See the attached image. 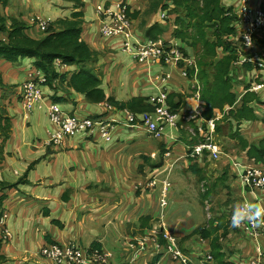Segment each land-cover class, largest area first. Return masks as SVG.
Here are the masks:
<instances>
[{
  "label": "crops",
  "instance_id": "obj_1",
  "mask_svg": "<svg viewBox=\"0 0 264 264\" xmlns=\"http://www.w3.org/2000/svg\"><path fill=\"white\" fill-rule=\"evenodd\" d=\"M35 1L39 2L40 0ZM85 1V22L82 36L97 54L98 63L106 66L107 61L105 58L107 53L109 55L112 54L111 52L118 48L117 44L120 41H125L126 37L125 35L105 37L100 33L97 6L105 4L107 7L117 9L125 0ZM128 1L131 12L144 10L145 8V0ZM55 5L56 8L52 14L48 16L36 15L50 20L51 24V22L56 20L70 17L75 10L74 5L71 3L69 5L56 3ZM160 16L161 11H158V13L150 16L149 19L144 20L141 29L138 28L137 18H133L134 26L130 32L131 43L148 39L147 27L151 26L155 20H160ZM92 21L97 22L98 29L94 27V22ZM27 23H29V20ZM33 29L37 30L36 27ZM98 33H100L102 39L97 38ZM255 35L257 42L255 44V52L251 54V57L256 56V60H260L264 53V25L257 30ZM159 38L164 40L171 39L174 40L177 46H184L182 40L173 39L172 31L168 29H165L163 34L159 35ZM123 50L128 56L131 54L129 51ZM189 53V57L192 60L195 59L191 50ZM3 61L6 62L5 60ZM14 63H18V61H7L3 66L6 71L2 72L5 86L1 90V96L4 110L12 119V133L6 145L5 159L0 165V181L7 184L17 183V180L10 177L9 172L13 171L11 167L15 161L20 160L26 163L29 170H36L37 178L35 183L37 186L22 189V183L25 184L29 181V178L24 177V182L0 191V200L3 199L0 201V215H7L5 222L11 233L8 238H4L3 252L11 260V264H47L48 260L41 255L44 245L50 241L60 244L70 241L77 243L78 239L73 240V237L81 239L82 244L80 245L89 249L93 248L95 242L99 243L101 246L99 248L112 253L117 264H123L129 258V260L134 258L132 264H167L165 259L167 258L166 256L170 255L166 254V251L159 252L153 249L156 247V242L161 245V238L165 241L161 228L163 226L167 229H172L175 234H178L179 246L197 264H211L212 261L209 262L204 259V255L210 253L208 239L197 236L186 238L185 242H182L183 238L180 236L183 234L188 235L195 228L207 225L210 217L203 224L196 223L195 219L191 218L188 221L189 226L193 223L194 228L190 230L183 229L187 223H184V219L180 217H177L176 222L172 223L173 214L177 213L179 208H181V206L178 207L179 202L184 205L185 201L189 202V197L186 196L184 199L183 195L179 196L177 194L175 200L170 203V189L173 186L176 187L177 184L172 180L169 182V178L173 175L174 167L178 170L181 166L180 163L186 164L187 170L192 173L187 165L186 155L189 148L194 146V141H192L193 138L191 136L188 137L187 135L191 132V134L198 136L197 142L202 141L204 132L200 130V125L206 123L208 126L210 120L215 121L216 128L213 137L220 145L222 153L218 160H213L206 153L203 157H199L198 165L204 168L207 177H215L214 180L216 181L225 170H228L230 177H228L226 184L235 188L236 192H239V173L242 171L243 166L252 165V163L245 156L238 157L243 148H240L239 151H235V149L233 151L226 150L223 143L218 139L216 121L222 118L224 113L216 110V118L206 119L203 116V111L205 110L204 102L200 97L199 81L195 78L196 74H198L197 64L195 63L196 74L193 77L190 76V79L182 76L180 65L175 63L164 64L139 61L135 63L132 60L129 65L133 70L117 69L115 71H109V66H107L105 70L107 73L105 72V74L108 80L111 77H127L128 81L132 82L127 87H120L117 90L119 93L117 96H112L102 88L105 75L104 77L102 76L101 88L104 90L106 97L115 101L127 103L134 98H144L146 103L155 106L152 98L157 97L164 88L171 90L170 94H182L183 101L180 104L178 113L180 116L178 120L179 126L164 124V136L158 139L150 136L151 134L141 122L145 113L153 114L155 113L154 110L138 112L129 108H118L111 103L113 108H107L105 104L108 101L90 102L95 107L90 110L87 107L89 101L84 95L76 92L69 81L61 83L60 80H55L56 87L52 88L53 90L50 88L45 91L47 94L46 99L37 104L33 111L27 112L21 102L20 89L21 85L29 78L31 69L34 67V59L31 58L30 67L26 70L24 77H22L21 68L17 70L11 65ZM252 64L254 65L252 70H239L237 75L234 73L235 82H238V84L233 87V91L238 94L236 106L242 105L241 99L247 90L244 82L246 84L252 83L250 90L257 93L261 99L260 103L255 104L256 113L260 119L243 120L240 123V132L248 143L264 137V120H262L264 118V87L256 89L254 86L264 83V70L259 69L257 62H252ZM234 65H237V62ZM75 69V65L56 63V70L60 73L68 71L71 74ZM165 77H167L166 80H164ZM139 80L144 83L148 82L149 85H143L146 86L143 89L138 83ZM19 98L20 101L18 100ZM51 100L57 101L66 111L76 113L93 112L96 117H100L105 121H113V124H115V128L111 131V137H113L109 140L102 137L99 132L101 129L98 128L94 136L87 137L83 133H79L67 139L61 147L49 146L48 140L53 130L51 128L52 122L50 123L48 117V104ZM170 100L174 103L173 99L168 97L166 106L174 108V104ZM231 108V106H227L225 110L228 112ZM83 115L86 114H81V116ZM191 120H193L197 129H194ZM233 126H235L233 129H237L236 121ZM42 128L48 136L46 142L38 136ZM247 128L246 132L249 135L242 131ZM37 137L40 142H35ZM168 150L173 152L170 158L166 155ZM219 161L222 163L220 166ZM156 164L159 166H156ZM166 172L169 173L160 177ZM163 178L168 181L162 180ZM21 191H25L33 198L49 205L46 216L39 221V224L43 225L45 227L44 230L49 233L44 236L39 234L40 236L37 240L39 246L33 250L29 248H26L25 251L20 250L18 245L14 243L20 236L19 227L24 222L22 220V212H20L22 208L19 207L17 210L20 216L12 220L13 210H10V208L14 206V203L8 205L7 200L13 199V195ZM180 193H183L182 190ZM165 194L168 196V206L159 208L160 211L157 212L156 208L160 207L159 204ZM19 200L20 202L25 201L23 197ZM201 202L207 208L209 202H203L202 200ZM172 203H175V207H171L167 213L166 210ZM192 204L193 202L189 204L186 211V215L189 217L191 216ZM6 208L9 212H3ZM80 208L88 210L84 211ZM178 214L176 215L178 216ZM181 216H183L182 213ZM18 219L19 221L17 222ZM152 224H155L152 228L160 227L161 229L156 240L152 241L149 239V242L141 250L130 249V245L139 246L141 239L153 230L148 228ZM223 231H220V237ZM36 235H38L37 232ZM243 239L248 241V246L255 245L256 241L254 239L232 233L227 241L232 242L229 244L228 251H226L225 260L227 262L230 259L238 261L242 257H248L249 248L245 252L246 248L242 247ZM201 246L203 249L200 248ZM127 250L130 251L131 255ZM175 262L181 264L178 261Z\"/></svg>",
  "mask_w": 264,
  "mask_h": 264
},
{
  "label": "trees",
  "instance_id": "obj_2",
  "mask_svg": "<svg viewBox=\"0 0 264 264\" xmlns=\"http://www.w3.org/2000/svg\"><path fill=\"white\" fill-rule=\"evenodd\" d=\"M70 1L74 3L75 7L71 16L52 22L47 30L38 31L36 35L29 33L30 26L27 22L16 17L8 19L0 10V55L9 62H17L21 57L34 59V66L47 75V84L51 89L56 87L55 80L57 79L61 83L69 81L73 89L84 95L89 102L108 101L118 108H129L138 112L155 111L156 107L146 103L144 98H134L127 103H121L106 97L104 90L101 88L102 77L91 65V63L98 60L97 54L82 36L86 1ZM224 2L225 0H147L146 13L153 15L158 11L166 10L167 13L171 14V18L168 20L171 28L168 30H172L173 39L182 40L184 46L181 47V50L185 55H189L191 50L195 56L198 74H196L195 66H192L189 68V76L197 75L195 78L199 81L200 97L205 107L203 116L206 119H211L217 117L216 110L224 113L223 117L216 121L218 136L224 128L229 127L230 131L227 136L238 139L240 148H243L238 157L245 156L252 164L264 165V137L248 143L240 132V123L243 120L260 119L255 109V104L261 102L260 96L250 90L252 83L246 84L244 82L247 90L242 96V105L236 106L238 94L233 91V87L238 84V82H235L234 73L237 75L239 70L250 71L254 68L250 61H245L242 64L240 62L242 55L251 57V54L255 52L257 38L255 35L254 47H246L242 37L245 28L241 24L236 6H228ZM5 4H7V0H0V5ZM130 15L136 19L139 11L130 12ZM165 24L163 21L155 20L151 26L147 27L148 39L145 40L157 41L160 39L159 35H162L165 31L164 28L168 26ZM57 59H61L67 65H75V71L71 74L68 71L61 73L57 71ZM235 62H237V65H234ZM4 86V77L0 71V165L5 159L6 145L12 133V119L4 110L2 104L1 90ZM181 95V93H171L169 95V98L174 101L173 103L170 100L174 104V108H170L172 112L179 113V107L183 101ZM227 106L232 107L228 112L225 110ZM235 121L237 122V129L233 131ZM191 123L194 129H197L193 120H191ZM187 136L193 138L194 145L199 143L197 142L198 136L191 134V132ZM199 157L203 156L187 159V165L192 173L201 174L200 180L204 186H207L201 192L203 202H210L208 199L212 197L211 192L220 182L225 183L223 185L237 193L235 188L226 184L228 177H230L228 170H225L220 178L213 181L212 187L208 186L206 181L209 177L205 174L204 168L198 165ZM156 166L159 165L156 164ZM22 182L24 180H19L13 184L0 181V191ZM230 202L228 201L227 205ZM236 206L237 202L232 208L228 207L224 211H217L214 217L209 218L207 225L199 226L182 237L184 240L197 236L208 239L210 244L209 254L213 256L211 264H228L225 260L226 251H228L229 244L232 242L227 241L232 233L242 235L239 231L231 228L228 219ZM154 226L155 224H152L148 227L149 230H152ZM221 230L224 231L220 237ZM176 235L178 236V234ZM4 240L0 236V264H6L8 261L7 255L3 252ZM161 244L165 248L166 240L164 241L161 238ZM99 247H101L99 243L95 242L93 244V248Z\"/></svg>",
  "mask_w": 264,
  "mask_h": 264
},
{
  "label": "built area",
  "instance_id": "obj_3",
  "mask_svg": "<svg viewBox=\"0 0 264 264\" xmlns=\"http://www.w3.org/2000/svg\"><path fill=\"white\" fill-rule=\"evenodd\" d=\"M130 3L125 0L117 9L107 7L105 4L97 6L99 15V31L105 37H115L118 35H125V41H120L119 44L123 49L129 51L135 60L139 62H153L164 64H178L183 77L189 78V68L195 66V59H191L189 55H185L181 47L174 43V40L163 38L157 41L142 40L140 42L131 43L130 32L134 26V20L130 15ZM236 11L241 19V24L244 26L243 42L247 48L255 44V34L257 30L264 25V0H257L255 4L251 0H239ZM171 18V14L167 11H161L160 20L165 23ZM52 23V22H51ZM29 33L32 34V26L36 27L38 31L47 30L50 26V20L42 18L38 15L32 16L29 19ZM255 55V54H254ZM243 62H257L258 67L264 70V53L260 60L254 57L241 56ZM56 63L65 64L61 59H57ZM29 74V78L21 85L20 97L24 109L27 112L33 111L35 106L46 99V89L50 87L47 75L40 69L33 67ZM167 77L164 78L166 80ZM256 89L263 88V84L254 85ZM171 90L164 88L160 91L157 97L152 98L153 104L156 107L155 113H145L142 116V124L155 138L161 139L164 136V124L168 123L173 126H178L179 114L172 112L170 107L166 106ZM107 108H113L108 102L105 104ZM48 114L53 124V130L48 140V145L51 147H61L65 144L67 139L74 137L76 134L83 133L87 137L96 135L97 129L102 137L111 139V131L115 128L113 121H105L100 117H96L94 113H87L83 116H78L76 112H69L64 110L56 101H50L48 104ZM215 121L210 120L205 126L200 125V130L204 132V138L198 144L190 147L187 152V159L196 158L208 154L213 160H218L222 153L220 145L215 141L213 133L215 132ZM166 155L172 156L169 150ZM240 189L238 198L240 199L236 209L229 215L230 225L232 229L239 231L243 237L254 239L255 245L248 246V257H242L238 261L230 259L228 264H264V212L260 214L255 220L251 216L256 209L264 210V165L252 164L242 167L239 173ZM154 186V185H153ZM166 194L163 195L160 208L168 206ZM244 206H247L245 209ZM7 215H2L0 219V232L3 238H8L11 235L6 226ZM236 226H234V221ZM162 228L163 237L166 240L165 248L163 245L156 242V251L165 249L166 254L180 262L181 264H196V262L189 257L181 249L178 243V237L172 229ZM160 227L153 228V230L144 236L139 246L130 245V249L138 251L141 250L149 242V239L155 241L158 237ZM161 233V232H160ZM129 253L130 251L127 250ZM41 255L46 260L47 264H117L110 251H105L99 248H86L78 242H49L44 245L41 250ZM131 255V253H130ZM130 259V258H129ZM126 260L123 264H132L133 259ZM204 259L209 262L213 261L211 254H205Z\"/></svg>",
  "mask_w": 264,
  "mask_h": 264
},
{
  "label": "rangeland",
  "instance_id": "obj_4",
  "mask_svg": "<svg viewBox=\"0 0 264 264\" xmlns=\"http://www.w3.org/2000/svg\"><path fill=\"white\" fill-rule=\"evenodd\" d=\"M254 1L255 0H251V2H254ZM238 2H239V0H225L224 3L228 6L235 5L237 7ZM56 3H58L60 5H61V3L65 4V5H69L71 3L72 5H74V3L70 0H40L39 2H36L35 0H7V4L0 5V10L8 19L10 18V16H13V17H16L18 19L21 18V20H24L27 22L32 16H35L36 14H42L44 16H48V15L52 14V12L56 8V5H55ZM147 5H148V3L146 0L144 10L143 9L139 10V15L137 17V25H138L139 29H141L142 22L144 20L149 19L150 16H152L151 14L146 13ZM92 22H94V27L96 29H98L97 22L96 21H92ZM165 25H168L166 27L167 29L171 28V26H169V22H167ZM166 28H164V30ZM37 32H38V30H32V34H34V35H36ZM97 38L102 39V37L100 36V33L97 34ZM117 46H118V48L114 49L113 52H111L112 54L109 55L107 53V56L105 58V60L107 61L106 66H105V64L104 65L99 64L98 60L96 62L91 63V65L95 68L96 72L101 75V77L102 76L104 77V75H105V77L103 79L102 88L104 90H106L108 93H110L112 96H117L119 94L117 92V90L120 89V87H127L129 85V83H132V82H129L127 77H118V78L111 77L108 80L106 78V74H105V72H106L105 70L107 69V66H109V71H115L117 69L133 70V69H131V67L129 65L130 61L133 60L135 63H137V61L133 58V56L131 54L129 56L127 54H125L122 46L119 43L117 44ZM108 56H109V58H107ZM2 59L5 60L0 55V71L5 72L6 69L3 66L6 64L7 60H5L6 62H4ZM30 60H31V58H29V57H21V58H19L18 63H14L11 65L17 70H20V68H21L22 69L21 74H22V77H24L26 70L30 67V65H29ZM138 83H139V85L142 86L143 89L146 87L143 85H147V86L149 85L148 82L144 83V82H142V80H139ZM143 93H147V92H143ZM124 96H126V95H124ZM18 100L20 101V98ZM2 104H3V101H2ZM87 107L90 110L92 108H95L93 106V104L90 102L87 104ZM81 114H87V113L86 112H78L77 113L78 116H80ZM48 117H49V114H48ZM49 120H50V117H49ZM50 123H51V120H50ZM51 128H53L52 123H51ZM42 130H43V128L41 129L38 136H40L41 140H44L46 142V138L48 136L46 135L45 131L44 130L42 131ZM233 130L235 131L236 129H233ZM247 130H248V128L243 129L242 131H244V133L246 135H249L246 132ZM229 131H230L229 127L224 128L223 131L221 133H219L218 138L223 143L224 148L226 150L233 151L235 149V151L236 150L239 151V149H240L239 140L236 138L230 139L227 136ZM15 139H16V137H15ZM216 140H217V135H216ZM35 142H40V139H38V137H37ZM44 147H46V146H44ZM170 151H171V153H173L172 150H170ZM234 155H235V153H234ZM180 165L181 166L178 168V170H176V167H174V170L172 172L173 175L171 176V178H169V182L172 180L173 182H175L177 184L176 187L173 186V188L170 189L169 202L170 203L173 202L175 200V196L177 194L179 196L183 195L184 199L186 196L189 197V202L187 203L185 201L184 205L181 202H179L178 207L181 206V208H179V211L177 213L173 214L174 216L172 218H174V219L172 220V223L176 222L177 217H180V218L184 219V223H187L183 227L184 230L193 229L194 224L192 223V225L189 226V222H188L191 218L195 219L196 223H202L203 224L208 220L209 217H214V214L217 211H224L228 207H233L235 202H238L240 200L238 198V195H237L238 192L235 193L234 191L230 190L227 186L223 185L225 183L220 182L218 184V186L215 187L214 190L211 192L212 197L208 199L210 202L208 203L207 208L204 207V205L201 202V200H202L201 192H202V187H203V190H205L207 188V186H204L203 183L201 182V180H200L201 174L189 172V170H187L188 167L184 163H180ZM220 165H222V163L219 161V166ZM11 169L13 171H10L9 174H10V177L12 179L19 181V180H24V177L29 178V181H27L25 184L22 183V185H23L22 189H29L30 186H32V187L37 186L35 183L36 182L35 180L37 178L36 170L35 169L29 170L24 161H20V160L15 161V163L13 164ZM168 169H170V168H168ZM169 172L171 173V171H169ZM169 172L162 174L160 177H163L164 175L168 174ZM208 177H209V179L206 181V184L208 186L212 187L211 184H213V181H215L214 180L215 177H210V176H208ZM164 179L165 178H163L162 180H164ZM164 181H168V180L165 179ZM232 184H233V180H232ZM38 185H39V183H38ZM181 190L183 192L182 194L180 193ZM155 193H157V191H155ZM21 197H23L25 199V201L20 202L19 199ZM7 198H8V196H7ZM7 201H8L7 202L8 205H10L11 203H14V206L10 208V210H13V214L11 216L12 220L15 217L20 216V213L18 214L17 210L19 207L22 208L20 210V212H22V215H23L22 220L24 222L19 227L20 228V236L17 238L16 241H14V243L18 245L20 250H24V251L26 250V248H29L32 250L37 248L39 246V242L37 241L39 239V236H40L39 234H42V236H44V235H47L49 233V232L44 230L45 227L43 225L39 224L40 219L44 218L46 216V214L48 212L49 205L44 204L42 201H39L36 198H33L31 195H29V193H27L25 191H21L18 194H14L13 199H11V200L8 199ZM228 201H231V202L227 205ZM192 202H193V204L191 205L192 211H190L191 216L189 217L186 215V211L188 210L189 204H191ZM174 204L175 203H172V205L170 204L169 207L167 208L166 212L169 211L171 207L174 208L175 207ZM159 208L160 207L156 208L157 212L160 211ZM234 208H236V207H234ZM80 209L84 210V211L88 210V209H84V208H80ZM3 212H9V210L6 208ZM178 213H180V214H178ZM181 213L183 216H181ZM176 214H178V216ZM2 215L0 216V218L2 217ZM18 221H19V219L17 220V222ZM36 232L38 233V235H36ZM182 234H183V232H182ZM185 235L186 234H183L180 236L183 237ZM74 239H78V243L82 244L81 239L73 237V240ZM182 242H185L184 238L182 239ZM242 247L243 248L248 247V241L246 239H243ZM200 248L203 249L202 246ZM162 251L165 252V249H163ZM166 257L167 258L165 259V263L177 264L175 261H173L170 258V256H166ZM6 264H11V260L9 259V257H8V261Z\"/></svg>",
  "mask_w": 264,
  "mask_h": 264
},
{
  "label": "clouds",
  "instance_id": "obj_5",
  "mask_svg": "<svg viewBox=\"0 0 264 264\" xmlns=\"http://www.w3.org/2000/svg\"><path fill=\"white\" fill-rule=\"evenodd\" d=\"M28 24H29V23H28ZM34 67H35V66H34ZM35 68H37V67H35ZM51 101H55V100H51ZM56 102H57V101H56ZM244 207H245V209H247V206H244ZM239 209H240V206H237V210H238V211H239ZM262 212H264V210L256 209V210H255V213L251 216V219L255 220L260 214H262ZM233 223H234V226H236L235 219H234Z\"/></svg>",
  "mask_w": 264,
  "mask_h": 264
},
{
  "label": "bare ground",
  "instance_id": "obj_6",
  "mask_svg": "<svg viewBox=\"0 0 264 264\" xmlns=\"http://www.w3.org/2000/svg\"><path fill=\"white\" fill-rule=\"evenodd\" d=\"M58 103V102H57Z\"/></svg>",
  "mask_w": 264,
  "mask_h": 264
}]
</instances>
